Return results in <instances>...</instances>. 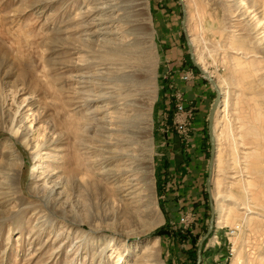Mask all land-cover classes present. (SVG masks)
Returning <instances> with one entry per match:
<instances>
[{"label":"rangeland","instance_id":"rangeland-1","mask_svg":"<svg viewBox=\"0 0 264 264\" xmlns=\"http://www.w3.org/2000/svg\"><path fill=\"white\" fill-rule=\"evenodd\" d=\"M113 3L135 13L114 28L139 27L142 63L101 88L92 42L124 14H108ZM209 77L222 85L212 124ZM200 84L202 122L184 91ZM119 116L141 132L134 177L120 174ZM6 160L16 179L0 187V264H198L213 210L200 264H264V0H0V170Z\"/></svg>","mask_w":264,"mask_h":264},{"label":"bare ground","instance_id":"bare-ground-1","mask_svg":"<svg viewBox=\"0 0 264 264\" xmlns=\"http://www.w3.org/2000/svg\"><path fill=\"white\" fill-rule=\"evenodd\" d=\"M113 5H114V3L112 5L111 4L109 5V10L108 9L106 10L104 8V10L108 11V14L110 13V15L115 13L114 7L117 8V4H115V6H113ZM136 5L137 4L136 3L134 4V2H133V6L131 9L136 8ZM129 8L130 7H124V6L119 7V9L117 8V10L119 12H123L124 14L121 16V18L118 17L116 19L115 17L111 18L112 17L111 16L107 21H104L105 25H107L106 27H104L106 29L105 30L106 32H104L103 35L101 34L102 35L101 39L99 38V39H97V41L92 42L93 45H96V47H98V52L102 54L101 58L105 59V60H102L100 64L96 65L97 68L98 67H100V68L97 70V74H96L95 78L97 79V84L101 88L107 86L109 84L108 81L113 80L112 78H114V80H115L117 76H120L122 78V81L124 79H127V78L131 79V81H132L133 77L136 78V72L138 71V68L140 67V65L142 63L141 57L137 55L140 44H139L138 39L135 38V32L137 30H139V27L137 28L135 23L133 21H130L127 23L130 24L131 27H128V28L123 29V30L121 29L120 32H118L120 29L119 30L117 29L118 31H116L114 28L116 23L123 22L122 19L124 17L125 18L127 16L129 17V15L131 17H135V13H133L131 11H130V13H128L127 9H129ZM104 10H102V11H104ZM102 15H104V14H102ZM99 22H101V21H99ZM93 35L95 36L96 33ZM133 36H134V38H132ZM91 37H93V36H91ZM124 81H126V80H124ZM216 86H217L218 91L221 93L222 85L216 84ZM224 104H227V99L224 100ZM127 107H129V106L127 105ZM89 118L88 117L85 118V120L88 123H90V121H91V119H89ZM137 118L140 119L139 117H137ZM115 120H117L116 123H117V126H119V129H114V130H111L110 132L113 134H116L117 136L121 137L122 139L117 140L116 143H114V145L127 146V149H128L127 152H122V153L118 154L119 155L118 157L120 159L123 160L125 158L126 161H128V163L126 164V167H127V165H128V167L126 169H122L120 171V174H122V173L123 174H130L129 177H134V175L139 173V171H140V164L139 163H141V159H139V156L134 155V151L132 152V149H133L132 145L134 144L133 142L137 138L136 135L138 134V132L131 130V128H136V124L132 125L131 124L132 122H130V119L123 117V116L116 117ZM18 123H19L18 121L15 122V119L13 120L11 128H10V132L16 136H19L21 138V140L24 142V144L27 147H29L31 140H30L29 136L27 135L28 133L26 134V133L22 132L20 130V128L17 126ZM110 124L111 123L108 122V125H110ZM109 130L110 129L108 128L107 131L109 132ZM212 136L215 139L214 134H213V129H212ZM136 144H137V142H136ZM107 145H109V144H107ZM39 148H40V146H36V150H38ZM137 162L139 165L135 164ZM138 166H139V168H138ZM43 168H44V165L42 164L41 171L37 175L38 179L42 178V174L44 173ZM6 171H8V173H6ZM10 171H13V174H10ZM0 174L3 175V178L5 180V184H4V182L3 183L0 182V187H4L5 185H8V186L11 185L9 180H12L13 178L16 177V170H14V165L12 164V162H10V160H6L4 162V164L1 167ZM131 180L126 181V184L131 182ZM57 188H62L60 182L55 183L51 187H46V190L48 189V195H46L44 197V201L46 203H49V199L52 198V196L55 194ZM116 192L119 193V196L122 199L125 200V198H126L127 201L131 200V199H128V197L131 196L132 194H130V192L126 193L127 188H125V185H119L118 190ZM130 204H131V206L134 207V211L141 212L140 207L137 206V205H139L138 201L130 202ZM49 206L51 209H54L56 205L51 204ZM63 215H65V212H63ZM148 249H150V247Z\"/></svg>","mask_w":264,"mask_h":264},{"label":"water","instance_id":"water-1","mask_svg":"<svg viewBox=\"0 0 264 264\" xmlns=\"http://www.w3.org/2000/svg\"><path fill=\"white\" fill-rule=\"evenodd\" d=\"M190 45V44H189ZM190 50L192 51V46L190 45ZM193 56V55H192ZM194 64L198 67L199 65L194 62ZM203 72V71H202ZM204 75H206L208 77V74H206L205 72H203ZM209 80L212 82V84L214 85V87L216 88V92H217V97H216V100L212 106V109H211V112H210V121H211V124H212V120L214 118V115L216 113V110L217 108L221 105V98H222V95L221 93L218 91L217 89V86H216V83L214 82L213 79H211L209 77ZM212 132V126H210V133ZM212 134V133H211ZM211 145H212V152H211V158H210V166H209V180H208V187L210 189V185H211V178H212V175H213V172H214V163H215V154H216V142L213 138V136L211 135ZM215 218H216V214H215V211L213 210L212 212V216H211V221H210V227H209V230H208V233L205 235V237L201 240L200 242V247H199V250H198V264L201 263V258H202V246H203V243L204 241L209 237V235L211 234V232L213 231L214 229V224H215Z\"/></svg>","mask_w":264,"mask_h":264},{"label":"crops","instance_id":"crops-1","mask_svg":"<svg viewBox=\"0 0 264 264\" xmlns=\"http://www.w3.org/2000/svg\"><path fill=\"white\" fill-rule=\"evenodd\" d=\"M203 88L205 89V87H203V85L200 84L199 86H196V87L194 86L193 88L186 87L184 90L189 101H192V100L195 101L196 100V104H198V106H199L198 107L199 111H198V116H197V119H199V122L200 121L202 122V120H203L202 118L204 117V114H205L206 109H207L206 108L207 101L206 100L202 101V98L200 97L201 91ZM203 137H204L203 133L200 132L199 130H198V132L194 133V144H195V146H194L195 150L194 151H196L197 156H200V159L203 157V153H202V149H201L203 147V142H204ZM199 160L197 159V161H199ZM199 162H201V161H199Z\"/></svg>","mask_w":264,"mask_h":264},{"label":"built area","instance_id":"built-area-1","mask_svg":"<svg viewBox=\"0 0 264 264\" xmlns=\"http://www.w3.org/2000/svg\"><path fill=\"white\" fill-rule=\"evenodd\" d=\"M184 79H188L187 76ZM183 111H184V108H183L182 105H180L178 107V113L182 114ZM180 128H182V126ZM231 234H234L233 230L231 231ZM213 239L217 241L218 240V236L217 235L213 236Z\"/></svg>","mask_w":264,"mask_h":264}]
</instances>
